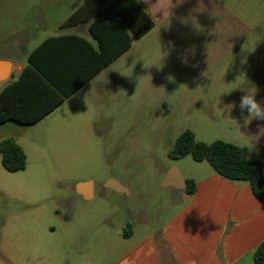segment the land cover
<instances>
[{"label": "rangeland", "instance_id": "374dc122", "mask_svg": "<svg viewBox=\"0 0 264 264\" xmlns=\"http://www.w3.org/2000/svg\"><path fill=\"white\" fill-rule=\"evenodd\" d=\"M84 2L0 0V56L25 64L47 37L80 34L60 26ZM233 6L242 27L221 26L197 42L148 32L37 123L0 124V142L14 140L27 157L24 170L9 172L0 156V264H110L126 209L157 228L175 194L163 186L168 171L189 176L200 165L168 155L185 129L197 141L257 149L252 156L264 163V134L250 144L245 135L261 129L245 123L248 110L240 107L251 87L257 101L264 98V0ZM234 33L241 36L235 43L228 37ZM86 38L96 44L88 30ZM19 75L15 69L9 81ZM111 179L132 195L108 188ZM84 182L92 183L93 198L79 194ZM85 227L91 234L72 235ZM101 228L107 248L96 238ZM79 250L84 258L75 256Z\"/></svg>", "mask_w": 264, "mask_h": 264}, {"label": "crops", "instance_id": "0c3cea01", "mask_svg": "<svg viewBox=\"0 0 264 264\" xmlns=\"http://www.w3.org/2000/svg\"><path fill=\"white\" fill-rule=\"evenodd\" d=\"M139 3L155 21L148 34H156L163 41L197 42L205 36L215 35L221 26L228 30L236 25L243 26L230 12L234 9L235 0H183V3L173 0L176 7L171 15L167 10L159 11L158 6L149 10L146 9L148 4ZM156 3L158 0H150L151 5ZM153 12H157L156 18L152 16ZM74 28L80 33L78 35L86 37L88 24ZM231 35L228 37L234 43L241 38L235 33ZM0 59L12 61L10 78L15 69L21 73L26 64L18 58L0 56ZM10 78L0 83V90ZM258 102L264 109V98ZM251 122L264 129V119L257 118ZM248 150L255 158L252 155L257 149ZM199 164L194 166V172L189 176L180 173L178 180L163 183L175 194L168 206V217L157 228L149 229L145 217H137L130 207L126 209L125 217L117 228V240L112 244L115 253L110 264H255L253 252L264 239V203L256 198L247 182L227 180L202 162ZM187 179L196 183L193 194L186 192ZM90 192V198H93V185ZM128 195L132 193L119 194ZM107 221L108 214L105 213L101 222ZM92 230L85 227L72 235L86 236ZM99 230L96 238L107 248L108 231ZM75 256L84 258L82 250Z\"/></svg>", "mask_w": 264, "mask_h": 264}, {"label": "trees", "instance_id": "16d2710c", "mask_svg": "<svg viewBox=\"0 0 264 264\" xmlns=\"http://www.w3.org/2000/svg\"><path fill=\"white\" fill-rule=\"evenodd\" d=\"M83 24H88L96 44L77 34L50 36L39 43L19 77L0 90V124L37 123L148 33L155 21L138 0H85L60 28ZM168 155L173 160L191 156L196 162L207 161L221 177L247 182L264 203V164L250 156L248 147L220 139L197 141L194 133L185 129ZM0 156L9 172L26 168V154L12 139L0 142ZM185 183L186 192L193 194L195 181L187 179ZM253 257L255 264H264V239Z\"/></svg>", "mask_w": 264, "mask_h": 264}, {"label": "clouds", "instance_id": "9594fccd", "mask_svg": "<svg viewBox=\"0 0 264 264\" xmlns=\"http://www.w3.org/2000/svg\"><path fill=\"white\" fill-rule=\"evenodd\" d=\"M138 2L148 4L149 7H147L146 9L149 10L153 9L154 6H158L159 11L163 10V12H165V10H167L168 15H171L172 9L176 7V4L173 3V0H158V3H156L155 5H151L150 0H138ZM179 2L183 3V0H179ZM156 13L154 12L152 13V16L154 18H156L155 16ZM256 91L257 90L255 87H251L247 89L246 94L242 97L241 100L240 107L247 108L248 110L249 120L245 121L246 124L250 123V121L253 119H257V118L264 119V109H262L260 103L255 99ZM262 134H264V129H261V132L259 134L253 136L245 135V137H247L250 144H252L253 140L258 141L259 136Z\"/></svg>", "mask_w": 264, "mask_h": 264}, {"label": "water", "instance_id": "95a60500", "mask_svg": "<svg viewBox=\"0 0 264 264\" xmlns=\"http://www.w3.org/2000/svg\"><path fill=\"white\" fill-rule=\"evenodd\" d=\"M12 71V61L6 59H0V83L6 81L10 78ZM180 178V172L174 167L169 170L167 173L165 182L178 180ZM106 186L112 190H114L118 194L127 193L126 187L116 181V180H108ZM92 187L91 182H84L78 184V192L83 195L86 199L91 197L90 189Z\"/></svg>", "mask_w": 264, "mask_h": 264}]
</instances>
